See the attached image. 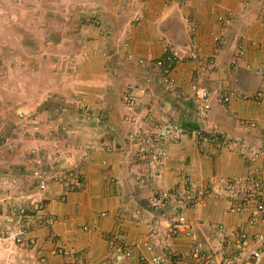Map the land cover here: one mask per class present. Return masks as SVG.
Here are the masks:
<instances>
[{"label": "crops", "instance_id": "obj_1", "mask_svg": "<svg viewBox=\"0 0 264 264\" xmlns=\"http://www.w3.org/2000/svg\"><path fill=\"white\" fill-rule=\"evenodd\" d=\"M110 7L106 20L115 23L114 37L126 40L124 50L132 54V59L119 52V40L113 41L116 51L109 52L112 70L103 58H96V69L91 62L86 63L90 70L84 73L80 102H69L61 118L67 132L49 130L56 129L61 122L40 124L41 130L58 137L59 149L68 148L75 156H79V148L85 143L95 146L83 168L84 180L78 190L67 192L70 179L66 177L48 183L45 188L37 187V203L42 201L44 205L43 210L37 206V217L42 213L50 223L43 225L32 219L28 236L36 241L35 246H0V264H40L39 256L45 258V264H112L114 254L106 234L120 230L126 244H139L151 229L160 233L166 229L173 207H157L155 189L137 182L138 168L122 149L131 122L123 121V114L129 111L120 95L130 84L149 79L154 96L144 106L150 109L153 120L172 118L185 130L180 141L170 145L171 158L157 183L159 188L177 186L180 170L191 173L201 183L210 177L221 179L241 174L245 165L241 151L245 148L238 144L263 141L264 101L244 96L264 86L260 72L264 67V0H113ZM135 17H140L138 23ZM187 21L197 25L194 34L189 33ZM218 37L222 43H218ZM191 40L197 47V59L187 58ZM108 47L114 49L113 44ZM169 48L181 57L173 75L186 98L166 92L160 84L159 70L152 65ZM229 84L238 87L239 95L225 104L220 95ZM196 86L206 87L211 94L210 108L202 122L195 121L190 101ZM81 102L98 113V122L86 124L80 120L77 110ZM193 129L222 134L229 145L215 153L201 154ZM62 133L65 140L60 138ZM181 158L185 159L184 164ZM63 192L67 193L66 199L61 201ZM227 204L226 200L213 197L206 207L187 208L185 214L195 222V235L210 236L213 225L219 222L240 223L242 218L227 214ZM6 217L0 214V222ZM189 245V239L176 241L178 247ZM138 247L135 253L141 251ZM262 257L257 264H264Z\"/></svg>", "mask_w": 264, "mask_h": 264}, {"label": "built area", "instance_id": "obj_2", "mask_svg": "<svg viewBox=\"0 0 264 264\" xmlns=\"http://www.w3.org/2000/svg\"><path fill=\"white\" fill-rule=\"evenodd\" d=\"M221 18L222 16H219V19ZM139 19L140 17H135V23H138ZM187 27L189 33L194 34L197 25L187 21ZM217 39L218 43H222L221 37ZM124 46H127V42ZM126 57L132 59V54L126 51ZM187 58H198L194 40L189 43ZM180 59L178 53L169 48L162 57L152 61V65L159 70L160 84L166 92L186 98V93L173 75L174 68ZM142 62L139 60V63ZM260 71H264V68ZM149 82V79H145L139 84H130L121 93L122 104L129 111L123 114V121L131 122V126L125 132V143L122 149L131 157L132 164L138 168L137 182L141 185L148 184L155 189L154 197L157 207L171 206L173 212L162 233L153 228L139 244L138 242L126 244L120 230L106 234L105 238L114 254L112 264H117L118 261L119 264H123V261L125 264L126 262L132 264L134 261H137V264H257L260 257L264 255V164L262 163L264 162V132L262 133L263 141L259 143L238 144L239 147L245 148L241 151L245 161L243 173L221 179L210 177L201 183L191 173L180 170V183L177 186L159 188L157 183L171 158L170 145L179 142L185 135V130L172 118L153 120L150 109L144 106L147 100H152L154 96ZM237 95H239L238 87L235 84H229L224 86L220 100L226 104ZM244 98L263 102L264 86ZM190 101L195 121L202 122L210 108L209 90L206 87H194L190 94ZM79 102L80 100L77 105ZM65 109L64 104L59 107L58 113H61V117ZM77 111L80 120L86 124L100 120L98 113L90 110L86 102H81ZM34 123L33 130L42 133L41 123ZM247 123L252 127L256 126L253 122ZM63 124L62 122L58 127L56 126V129L49 130L67 132ZM192 134L201 154L215 153L229 145V140L219 133L193 129ZM42 136L56 145L58 137H51V132H45ZM63 137V133L60 134V138ZM81 148L79 156L73 155L68 148L63 150L56 148L53 155L48 156L50 160L40 154L33 157L29 175L35 186L45 188L48 183L62 181V178L66 177L70 179V182L66 183L68 186L66 192L78 190L84 180L83 168L89 163L91 151L95 146L87 143ZM180 162L184 164L185 159L181 158ZM66 192L61 194V201L66 199ZM213 197L226 200L227 214L236 217L235 219H242L235 225L216 223L213 225L214 232L210 236L201 238L195 235V222L187 217L185 210L206 207L208 200ZM32 203L34 204L33 201ZM34 206L33 213H26L23 208L17 211L12 209L5 221L0 222V246H35L36 241L28 236L31 228L30 221L35 219L36 223L38 221L43 225L49 224L50 221L43 217L42 213L37 217V206L41 210L44 209L42 201ZM83 228L89 229L88 226ZM179 238L190 240L188 248L176 246ZM138 246L142 249L135 253L134 249ZM116 255H118L117 260ZM38 262L45 264V258L39 256ZM100 264L110 263L101 262Z\"/></svg>", "mask_w": 264, "mask_h": 264}, {"label": "rangeland", "instance_id": "obj_3", "mask_svg": "<svg viewBox=\"0 0 264 264\" xmlns=\"http://www.w3.org/2000/svg\"><path fill=\"white\" fill-rule=\"evenodd\" d=\"M112 2L0 0V214L3 216L10 215L12 209L35 211L37 187L29 175L32 159L40 154L50 160L48 156L58 148L57 143L50 141V144L43 138L47 131L33 130L34 122L54 125L64 122L56 107L59 111L64 104L68 109L69 102L76 105L80 100L84 73L90 70L86 63L91 62L96 69V58H103L112 70L109 52L116 51L113 41L119 40L118 50L128 59L124 50L126 40L115 38V23L106 20ZM93 41L98 44L90 48ZM110 44L114 49L108 47ZM260 72L264 75V71ZM37 139L41 142L37 143Z\"/></svg>", "mask_w": 264, "mask_h": 264}, {"label": "clouds", "instance_id": "obj_4", "mask_svg": "<svg viewBox=\"0 0 264 264\" xmlns=\"http://www.w3.org/2000/svg\"><path fill=\"white\" fill-rule=\"evenodd\" d=\"M261 257H262V256H261ZM261 257H260V258H261Z\"/></svg>", "mask_w": 264, "mask_h": 264}]
</instances>
